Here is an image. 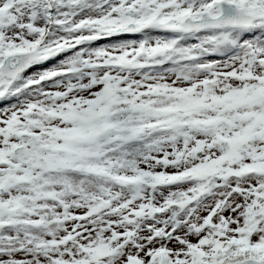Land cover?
I'll return each mask as SVG.
<instances>
[{
  "label": "snow or ice",
  "instance_id": "snow-or-ice-1",
  "mask_svg": "<svg viewBox=\"0 0 264 264\" xmlns=\"http://www.w3.org/2000/svg\"><path fill=\"white\" fill-rule=\"evenodd\" d=\"M0 264H264V0H0Z\"/></svg>",
  "mask_w": 264,
  "mask_h": 264
}]
</instances>
